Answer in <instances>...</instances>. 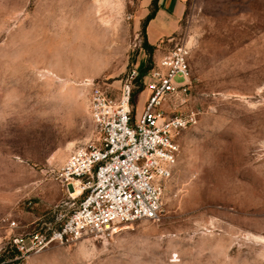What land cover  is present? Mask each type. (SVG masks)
<instances>
[{
  "label": "rangeland",
  "instance_id": "1",
  "mask_svg": "<svg viewBox=\"0 0 264 264\" xmlns=\"http://www.w3.org/2000/svg\"><path fill=\"white\" fill-rule=\"evenodd\" d=\"M152 1L0 0V264H264V0H185L167 36L146 28L149 57ZM105 21L118 39L102 50ZM176 44L190 50L192 85L163 110L201 115L181 135L159 221L18 255L14 237L57 228L80 200L53 172L97 139L88 83L116 96Z\"/></svg>",
  "mask_w": 264,
  "mask_h": 264
},
{
  "label": "built area",
  "instance_id": "2",
  "mask_svg": "<svg viewBox=\"0 0 264 264\" xmlns=\"http://www.w3.org/2000/svg\"><path fill=\"white\" fill-rule=\"evenodd\" d=\"M189 57L188 47L176 44L142 75L132 69L116 96L104 83H88V111L97 139L73 149L53 172L67 191H79L80 200L57 228L14 237L18 255L71 245L83 237H110L123 225L141 220L159 221L181 135L201 115L198 110L172 115L163 110L172 97L186 102L192 85ZM140 88L148 96L136 116L132 100L134 90Z\"/></svg>",
  "mask_w": 264,
  "mask_h": 264
},
{
  "label": "crops",
  "instance_id": "3",
  "mask_svg": "<svg viewBox=\"0 0 264 264\" xmlns=\"http://www.w3.org/2000/svg\"><path fill=\"white\" fill-rule=\"evenodd\" d=\"M185 0H157L158 10L155 17L148 23L147 34L152 41L167 36L175 27L183 13Z\"/></svg>",
  "mask_w": 264,
  "mask_h": 264
},
{
  "label": "bare ground",
  "instance_id": "4",
  "mask_svg": "<svg viewBox=\"0 0 264 264\" xmlns=\"http://www.w3.org/2000/svg\"><path fill=\"white\" fill-rule=\"evenodd\" d=\"M108 22L105 21L104 22L105 26H98L95 29V31L93 32V34H95L94 36L100 35V37H101V46L100 47H101L102 50H105V47L113 48L112 45L118 39L117 27H113V24L112 25H108ZM93 40L95 41V38H93ZM94 50H95V48H94ZM76 193H77V195H80L78 190L76 191Z\"/></svg>",
  "mask_w": 264,
  "mask_h": 264
},
{
  "label": "trees",
  "instance_id": "5",
  "mask_svg": "<svg viewBox=\"0 0 264 264\" xmlns=\"http://www.w3.org/2000/svg\"><path fill=\"white\" fill-rule=\"evenodd\" d=\"M151 5L153 6V9L152 11L145 17L144 19V22H143V26H142V34H143V38L145 39L144 42H143V49L147 50L148 54H149V57L151 56V51H152V47L150 45H148L147 41H146V28L148 26V23L155 17L156 15V12L158 10V7H157V0H153ZM148 64L145 68H143L141 71H140V75H142L149 67H150V64H151V60L150 58L148 59ZM142 90V88H141ZM141 92V91H139Z\"/></svg>",
  "mask_w": 264,
  "mask_h": 264
}]
</instances>
